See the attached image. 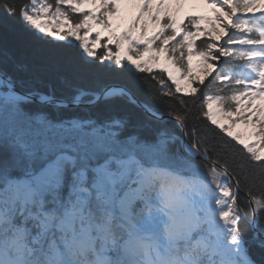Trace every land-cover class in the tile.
<instances>
[{
  "label": "snow or ice",
  "instance_id": "obj_1",
  "mask_svg": "<svg viewBox=\"0 0 264 264\" xmlns=\"http://www.w3.org/2000/svg\"><path fill=\"white\" fill-rule=\"evenodd\" d=\"M200 2L0 0V264H264V0Z\"/></svg>",
  "mask_w": 264,
  "mask_h": 264
},
{
  "label": "trees",
  "instance_id": "obj_2",
  "mask_svg": "<svg viewBox=\"0 0 264 264\" xmlns=\"http://www.w3.org/2000/svg\"><path fill=\"white\" fill-rule=\"evenodd\" d=\"M18 2H23V0H18ZM51 2V0H50ZM187 20L185 19V23ZM203 30V29H202ZM250 38H255V37H250ZM27 39V38H25ZM205 39V38H201ZM0 41H4L7 43L8 47L10 50L15 49L19 47V44L17 42V39L14 38L11 34L7 36H2L0 35ZM197 48H203V44L201 43L200 40L197 41ZM113 51H115V48H112ZM153 75H156L157 77L159 76L158 71L154 68L153 73H135L134 74V79L136 81V91L137 94V99L141 103H148L152 105L155 109H158L160 113H163V115H167L169 111L175 110L176 112L182 111L181 106L177 103V101L173 98L165 97L161 95V90L159 84L154 80L152 77ZM166 78V77H165ZM194 78V76H193ZM117 82H126V78H122L121 80ZM168 83H171L170 81H166ZM85 86H90V87H99L101 86L99 83L97 84H89L88 82H83ZM193 86H198V85H193ZM174 88V85L172 86ZM202 87V86H201ZM212 94H215L214 91ZM223 94V93H221ZM187 99V97H185ZM190 103V101H189ZM234 110V109H233ZM132 111H135V108L132 109ZM199 111V102L197 104V107L193 109V113H197ZM147 119V118H146ZM189 123H196L197 128L200 131H207L210 133L211 137H213V142L218 146L222 147L224 145L228 146V151L227 155L231 159L232 157H236L239 159L241 157V153L239 151V146H234L233 144L229 143V139L226 134H222L219 130H212L209 126V122L206 121L203 118H200L196 121L192 120V117L189 116ZM203 161H201V165L204 166Z\"/></svg>",
  "mask_w": 264,
  "mask_h": 264
},
{
  "label": "rangeland",
  "instance_id": "obj_3",
  "mask_svg": "<svg viewBox=\"0 0 264 264\" xmlns=\"http://www.w3.org/2000/svg\"><path fill=\"white\" fill-rule=\"evenodd\" d=\"M184 12L190 13V14H206L211 15V9L205 5L204 3H201L200 0H189V3L185 6ZM91 39H95V34H91ZM135 58V57H134ZM144 59H147V56L143 57ZM192 74L195 77L197 76H204L203 72V65L199 64L198 59L194 56L192 61ZM235 119V117H234ZM226 123H230V121H225ZM239 125V126H237ZM233 130L238 132H244V125L240 124L239 120L236 121V124L233 125ZM250 142H253L250 140Z\"/></svg>",
  "mask_w": 264,
  "mask_h": 264
},
{
  "label": "water",
  "instance_id": "obj_4",
  "mask_svg": "<svg viewBox=\"0 0 264 264\" xmlns=\"http://www.w3.org/2000/svg\"><path fill=\"white\" fill-rule=\"evenodd\" d=\"M138 103L143 104L140 101H138ZM163 116H164L165 119H167V115H163Z\"/></svg>",
  "mask_w": 264,
  "mask_h": 264
}]
</instances>
